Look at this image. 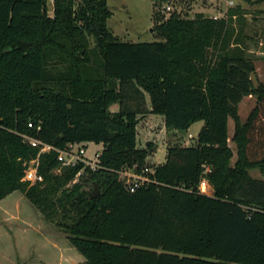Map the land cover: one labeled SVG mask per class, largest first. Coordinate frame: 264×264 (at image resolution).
Segmentation results:
<instances>
[{
  "label": "trees",
  "instance_id": "16d2710c",
  "mask_svg": "<svg viewBox=\"0 0 264 264\" xmlns=\"http://www.w3.org/2000/svg\"><path fill=\"white\" fill-rule=\"evenodd\" d=\"M75 5L53 0L51 16L48 0H0V201L24 193L88 264H264V179L249 174L264 173V84L253 86L256 66L237 48V11L156 14L160 39L132 42L109 29L108 0ZM85 31L95 55L86 54ZM254 93L243 124L239 105ZM149 113L162 115L167 129L204 121L197 143L170 145L163 163L150 164L154 143L137 145V125ZM23 135L57 148L103 143L98 168H88L99 194L66 187L84 165L55 173L56 151L40 154L44 179L30 186L23 177L39 148ZM134 165L154 170L131 191L120 171ZM204 176L212 194L200 190Z\"/></svg>",
  "mask_w": 264,
  "mask_h": 264
},
{
  "label": "rangeland",
  "instance_id": "374dc122",
  "mask_svg": "<svg viewBox=\"0 0 264 264\" xmlns=\"http://www.w3.org/2000/svg\"><path fill=\"white\" fill-rule=\"evenodd\" d=\"M76 8L80 0H76ZM112 12L107 25L120 41L144 42L160 39L156 26L159 21L154 19L157 14L162 19L173 11L181 16L193 18L203 11L205 16L226 17L229 9L237 11L233 19L235 38L239 42L244 55L251 59L256 71L252 74L254 87L264 84V2L250 4L246 0H108ZM170 7V9H168ZM49 14L53 16V0H48ZM81 23H77L80 25ZM78 41L87 42L86 54L95 55L97 52L94 37L85 31L84 38L74 34ZM82 56L84 51H80ZM61 69L66 64H61ZM57 89L59 88L56 86ZM258 96L254 93L244 97L239 105L241 123L245 124L254 111ZM147 102L151 106L148 95ZM113 112L119 110L115 103L110 108ZM156 118L139 122L137 125V145L144 148L147 143L155 145L154 151L147 157L152 165L164 162L167 147L170 145H195L198 132L204 121L195 122L189 129H167L164 117L155 114ZM228 130L233 138L235 122L229 119ZM231 138V139H232ZM231 142L233 157L231 165L238 159V148ZM103 143L89 142L87 156L95 158L96 152H101ZM89 165H85L82 173L71 180L66 187L73 188L79 184L81 189L93 191L94 185L90 177ZM62 170V169H61ZM209 171L206 167L205 174ZM59 173L60 170H54ZM253 178L264 179V173L259 168L249 170ZM207 182L206 193H213V187ZM30 186L32 184H29ZM100 191V188H99ZM0 264H88L85 258L74 247L69 234L57 224L49 221L42 211L36 207L21 191H15L0 201Z\"/></svg>",
  "mask_w": 264,
  "mask_h": 264
},
{
  "label": "built area",
  "instance_id": "2783aa9c",
  "mask_svg": "<svg viewBox=\"0 0 264 264\" xmlns=\"http://www.w3.org/2000/svg\"><path fill=\"white\" fill-rule=\"evenodd\" d=\"M170 9V7H168ZM217 17V16H215ZM32 126V123L29 124ZM24 141L33 147L39 148V154L37 158L31 160L28 164L27 171L23 177L24 181L30 184H36L43 181V175L39 173L40 164V154L45 152L56 151L59 166L55 170H60L64 167L76 166L82 163L84 166L89 165L93 170L98 168V157L99 152L95 153V158H90L87 156V144L82 142H69L64 148H57L52 144L44 142L43 140L28 135H23ZM137 166L123 168L120 171V175L125 182L129 190L134 191L138 187L150 182V177L148 173L153 172L151 167H143L140 171H137ZM82 173V169L76 174L78 177ZM207 182L205 180L201 181L200 190L205 191Z\"/></svg>",
  "mask_w": 264,
  "mask_h": 264
},
{
  "label": "crops",
  "instance_id": "0c3cea01",
  "mask_svg": "<svg viewBox=\"0 0 264 264\" xmlns=\"http://www.w3.org/2000/svg\"><path fill=\"white\" fill-rule=\"evenodd\" d=\"M200 12H203V11H200ZM151 108V107H150ZM118 111V110H117ZM116 112V111H115ZM156 118V115L155 114H153V113H149V114H147V115H145V116H143V117H140V121L139 122H142V121H146V120H152V119H155ZM229 125V124H228ZM228 132H229V130H228ZM231 134H230V132H229V145L231 146V136H230ZM165 160H166V158H165ZM164 160V161H165Z\"/></svg>",
  "mask_w": 264,
  "mask_h": 264
},
{
  "label": "water",
  "instance_id": "95a60500",
  "mask_svg": "<svg viewBox=\"0 0 264 264\" xmlns=\"http://www.w3.org/2000/svg\"><path fill=\"white\" fill-rule=\"evenodd\" d=\"M99 194V188H98V185L96 184L95 185V189L90 193V196L91 197H95Z\"/></svg>",
  "mask_w": 264,
  "mask_h": 264
}]
</instances>
